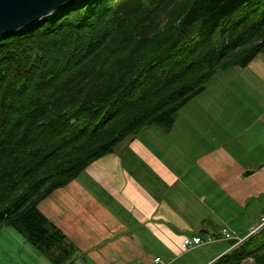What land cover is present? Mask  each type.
Segmentation results:
<instances>
[{"label": "trees", "instance_id": "1", "mask_svg": "<svg viewBox=\"0 0 264 264\" xmlns=\"http://www.w3.org/2000/svg\"><path fill=\"white\" fill-rule=\"evenodd\" d=\"M263 52L264 0H81L0 38V228L79 264L40 202ZM248 258L264 229L211 264Z\"/></svg>", "mask_w": 264, "mask_h": 264}, {"label": "crops", "instance_id": "2", "mask_svg": "<svg viewBox=\"0 0 264 264\" xmlns=\"http://www.w3.org/2000/svg\"><path fill=\"white\" fill-rule=\"evenodd\" d=\"M39 208L75 244L79 264H211L234 249V239L192 250L183 241L223 227L246 236L264 215V52L218 73L169 132L145 128ZM0 264L54 263L4 227Z\"/></svg>", "mask_w": 264, "mask_h": 264}, {"label": "water", "instance_id": "3", "mask_svg": "<svg viewBox=\"0 0 264 264\" xmlns=\"http://www.w3.org/2000/svg\"><path fill=\"white\" fill-rule=\"evenodd\" d=\"M81 0H0V38L27 30Z\"/></svg>", "mask_w": 264, "mask_h": 264}, {"label": "built area", "instance_id": "4", "mask_svg": "<svg viewBox=\"0 0 264 264\" xmlns=\"http://www.w3.org/2000/svg\"><path fill=\"white\" fill-rule=\"evenodd\" d=\"M263 229H264V215L262 216L261 221L258 225L250 228L246 236H238L235 231H232L227 227H223L218 236H214L213 234H208L206 236L195 235L192 237H185L183 241V247L186 250H192L198 246L212 243L217 240L234 239L235 240V244L233 246L234 248L245 242L248 238L259 234ZM154 260L156 264H166L164 261H162L161 257H155Z\"/></svg>", "mask_w": 264, "mask_h": 264}, {"label": "rangeland", "instance_id": "5", "mask_svg": "<svg viewBox=\"0 0 264 264\" xmlns=\"http://www.w3.org/2000/svg\"><path fill=\"white\" fill-rule=\"evenodd\" d=\"M235 68H237V69H240V67H235ZM229 73V72H228ZM13 232H15L14 230H13ZM16 233V232H15ZM185 258H183V259H181L180 260V264H182V262H183V260H184ZM154 262H155V260H154ZM155 264H156V262H155ZM177 264V263H176Z\"/></svg>", "mask_w": 264, "mask_h": 264}]
</instances>
